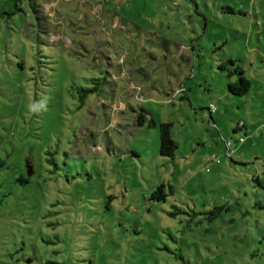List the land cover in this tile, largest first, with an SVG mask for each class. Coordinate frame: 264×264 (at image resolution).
<instances>
[{
  "label": "rangeland",
  "instance_id": "rangeland-1",
  "mask_svg": "<svg viewBox=\"0 0 264 264\" xmlns=\"http://www.w3.org/2000/svg\"><path fill=\"white\" fill-rule=\"evenodd\" d=\"M38 3L0 19V264H264V0Z\"/></svg>",
  "mask_w": 264,
  "mask_h": 264
},
{
  "label": "trees",
  "instance_id": "trees-1",
  "mask_svg": "<svg viewBox=\"0 0 264 264\" xmlns=\"http://www.w3.org/2000/svg\"><path fill=\"white\" fill-rule=\"evenodd\" d=\"M27 3L29 5L30 9L33 11V13L36 15V13L41 12L40 10V4L38 3V0H0V19H7L15 14H18L23 11L24 4ZM231 63H233L232 60H230ZM223 68V66H222ZM233 71L238 75L237 80L234 82L228 83V90L235 95H242L245 94L249 87L250 82L249 80L244 77L243 70L236 66ZM211 113V112H210ZM211 115V114H210ZM160 128V147L159 152L163 156H172L173 150L175 148V142L170 137L169 133V124L168 123H161L159 125ZM229 159H232V155H228ZM30 171L29 169L27 172ZM23 181V180H22ZM164 192L162 190V186H159L156 191L153 192L152 198H160L164 196ZM28 264H32V260L28 259ZM37 264H62L60 262L52 261V260H46L41 263Z\"/></svg>",
  "mask_w": 264,
  "mask_h": 264
},
{
  "label": "built area",
  "instance_id": "built-area-1",
  "mask_svg": "<svg viewBox=\"0 0 264 264\" xmlns=\"http://www.w3.org/2000/svg\"><path fill=\"white\" fill-rule=\"evenodd\" d=\"M214 109V107H213ZM242 139H240L239 141H241ZM230 142H227L226 145H229ZM216 162H219V160L217 159ZM206 170H208V168H206Z\"/></svg>",
  "mask_w": 264,
  "mask_h": 264
},
{
  "label": "water",
  "instance_id": "water-1",
  "mask_svg": "<svg viewBox=\"0 0 264 264\" xmlns=\"http://www.w3.org/2000/svg\"><path fill=\"white\" fill-rule=\"evenodd\" d=\"M28 173L30 174L31 172H30V171H28Z\"/></svg>",
  "mask_w": 264,
  "mask_h": 264
}]
</instances>
